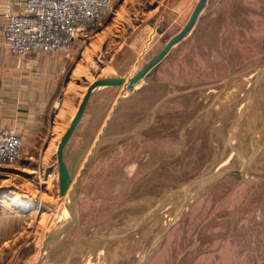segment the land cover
<instances>
[{
  "label": "rangeland",
  "instance_id": "1",
  "mask_svg": "<svg viewBox=\"0 0 264 264\" xmlns=\"http://www.w3.org/2000/svg\"><path fill=\"white\" fill-rule=\"evenodd\" d=\"M197 1L136 0L133 7L160 2L137 17L155 20L154 33L149 44L130 38L103 57L112 74L128 79L155 57ZM110 45L113 54L119 44ZM146 81L147 103L163 98L149 140L110 139L146 123L122 111L88 162L76 159V220L42 255L46 236L67 220L66 194L52 187L46 197L37 175L47 233L39 241L36 222L35 253L20 252L13 264H264V0H207ZM52 160L56 170L55 153Z\"/></svg>",
  "mask_w": 264,
  "mask_h": 264
},
{
  "label": "crops",
  "instance_id": "2",
  "mask_svg": "<svg viewBox=\"0 0 264 264\" xmlns=\"http://www.w3.org/2000/svg\"><path fill=\"white\" fill-rule=\"evenodd\" d=\"M12 1L24 0H0V29L5 23L4 8ZM135 3L136 0H110L108 24L87 40L83 36L78 38L67 56L35 52L20 57L0 43V128L17 132L23 142L16 164L0 169V264H13L20 252L25 253L26 250L29 257L35 253L36 222L40 225L39 241L47 233V222H44L46 200H36L34 180L37 175L40 179L45 178L46 197L52 196L49 195L52 187L59 195L58 173L52 157L54 153L56 157L60 138L69 126L87 86L99 78H124L123 74H112L115 67L104 63L103 57L111 53L110 59L113 58L124 44L129 45L127 39L135 38V46L143 39V45L149 38L151 40L155 20L149 16L141 20L137 17L144 14V10L156 13L160 2L146 8L133 7ZM128 9L132 12H126ZM112 42L119 44L113 54ZM98 64H101L100 70H96ZM151 70L130 90L112 86L98 87L91 92L82 118L65 147L66 161L67 149L74 146V158L68 167L71 172L77 158L81 159V163L89 156L91 158L99 144L110 138L108 133L114 121H120L118 115L122 111L135 115L134 121L146 123L127 127L118 134L114 133L110 139L124 143L149 140L146 131L154 127L152 121H158L163 105L162 97L147 103L146 80ZM60 93V107L55 110L54 103ZM81 140L83 142L79 144ZM20 176L24 181L16 179ZM49 178L54 180L51 185L47 181Z\"/></svg>",
  "mask_w": 264,
  "mask_h": 264
},
{
  "label": "built area",
  "instance_id": "3",
  "mask_svg": "<svg viewBox=\"0 0 264 264\" xmlns=\"http://www.w3.org/2000/svg\"><path fill=\"white\" fill-rule=\"evenodd\" d=\"M110 10V0L12 1L3 11L0 43L20 57L35 52L67 56L78 38L87 40L103 26ZM60 98L61 93L55 110L60 107ZM21 147L17 132L0 128V169L18 161Z\"/></svg>",
  "mask_w": 264,
  "mask_h": 264
},
{
  "label": "water",
  "instance_id": "4",
  "mask_svg": "<svg viewBox=\"0 0 264 264\" xmlns=\"http://www.w3.org/2000/svg\"><path fill=\"white\" fill-rule=\"evenodd\" d=\"M207 0H198L193 11L191 12L189 19L185 23V25L175 34L173 35L162 47L160 52L153 57L148 63L142 66L136 73H134L131 77H129L124 84L125 79L123 77H107V78H99L94 80L87 86V89L78 105V108L70 121L69 126L63 133L60 141L57 145L56 149V161H57V173H58V191L59 195H65L66 198L64 201L65 210L67 213V220L59 225L53 232L49 233L43 244L41 255L45 248L52 246L56 243L73 225L74 221L77 217V199H76V185L78 178L73 182V173L68 168L65 161V147L69 142L73 132L77 128L82 115L86 109L87 102L91 95V92L98 87H112L118 86L121 87L124 85V90H130L133 88L134 84H136L140 79H142L145 74L150 71L154 66H156L173 48L178 42H180L193 28L197 18L206 4ZM96 145V143H95ZM93 149L91 150V152ZM90 156L87 158L84 165L88 162ZM227 172H234V170L228 169ZM41 257L38 259L36 264H40Z\"/></svg>",
  "mask_w": 264,
  "mask_h": 264
},
{
  "label": "bare ground",
  "instance_id": "5",
  "mask_svg": "<svg viewBox=\"0 0 264 264\" xmlns=\"http://www.w3.org/2000/svg\"><path fill=\"white\" fill-rule=\"evenodd\" d=\"M126 81H127V79H125L124 83H125ZM64 196H65V195H62V196H61V197H62V199L64 198ZM141 264H142V263H141Z\"/></svg>",
  "mask_w": 264,
  "mask_h": 264
}]
</instances>
